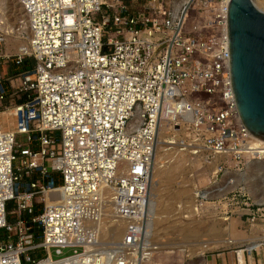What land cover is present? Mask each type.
<instances>
[{
	"label": "built area",
	"instance_id": "built-area-1",
	"mask_svg": "<svg viewBox=\"0 0 264 264\" xmlns=\"http://www.w3.org/2000/svg\"><path fill=\"white\" fill-rule=\"evenodd\" d=\"M16 1L29 20V50L0 52V72L34 65L10 90L0 74V264L152 258V171L165 122L190 121L212 155L236 166L264 162V141L242 122L232 88L231 0H188L177 12L174 0H147L140 10L126 0ZM194 10L201 14L190 25ZM107 191L128 224L121 243L104 246L96 223ZM252 206L248 220H264L263 205ZM52 249L74 253L54 260Z\"/></svg>",
	"mask_w": 264,
	"mask_h": 264
},
{
	"label": "rangeland",
	"instance_id": "rangeland-1",
	"mask_svg": "<svg viewBox=\"0 0 264 264\" xmlns=\"http://www.w3.org/2000/svg\"><path fill=\"white\" fill-rule=\"evenodd\" d=\"M0 1L5 4L6 10L4 8L5 11L3 12L5 13L3 14L4 16L6 14L7 21L10 22L9 24L14 26V28L16 27L17 30L18 28H23L21 30L22 34L17 40L10 38L7 34L3 33L4 31L0 30V33L5 35V43L0 45V52L15 55L18 53L16 47H19L21 44L28 45L29 43L30 29L27 22L28 18L16 0ZM126 1L138 10L143 9L148 2L147 0H138L134 3L133 0ZM184 1L188 0H175L172 3V7H174L176 2V10L179 4H182ZM199 14L201 13H198L197 10H194L190 14V25L196 22ZM20 24H23V26L21 27ZM33 65L34 62L31 59L27 60V65L20 68L13 63H9L0 72L1 79L5 77V80H3L5 86L9 90L11 89L10 80L14 81V85H17L18 74L23 69L32 68ZM182 125V129L186 127L185 132H182L180 123L178 127L171 124L165 126V138H160L157 158L155 157L153 162V173L154 171L157 172L154 173L152 192L159 198L162 212L165 210L166 213L160 212L159 215H161L158 219L159 224L164 226L159 225L157 229L155 228V233L157 232V237L163 245H161V249L155 251L152 258L145 264H264V241L255 250L250 252L247 250L248 246L254 245L262 237L264 238L263 218L260 216L256 222L248 220V215L252 212L249 211L248 207L256 209V206L252 205L262 204L264 208V162L246 159L239 167L231 159L226 158L227 156L222 155L223 157L219 158L216 169H211L214 155L207 152L202 164L194 168L192 165L190 166L189 159H192L194 153L198 152L199 149L191 144L199 137L197 135L196 138L187 136L188 125L186 123ZM188 132L191 133L192 131L189 130ZM51 134L53 135V133ZM23 140L24 137H19L18 139L19 142ZM161 148L164 149L161 151ZM57 183L58 185L62 184V180L58 176ZM183 187L193 190L190 193L196 197L197 202L201 196L206 197L202 203V207L199 205L197 207V209L199 208V212L193 215L184 213L190 203H185L184 200L181 201L176 198L177 192ZM14 207L15 205L10 203L8 210L13 211ZM36 207V214L38 215L43 205L39 202V204H36ZM186 216H189V218H186ZM15 219V215L9 216L10 221H14ZM191 223H194V225L199 224L196 230L201 234L195 236V233H193L192 237L190 236V238L186 239V242H184L185 238H182L178 233L170 237L162 233L164 230H168V227L170 231L176 225H188ZM229 234L231 235V240L236 242L230 247L223 246L205 253L192 254L190 252V245L192 244L199 243L202 240L211 241V239L212 242H221L226 240ZM36 235H40L38 229H36ZM253 238L255 239L254 241ZM238 240L241 241L239 242ZM73 253L74 250L71 249L65 250L63 255H57L54 249L51 250V256L54 260ZM46 256V251L39 253V258Z\"/></svg>",
	"mask_w": 264,
	"mask_h": 264
},
{
	"label": "water",
	"instance_id": "water-1",
	"mask_svg": "<svg viewBox=\"0 0 264 264\" xmlns=\"http://www.w3.org/2000/svg\"><path fill=\"white\" fill-rule=\"evenodd\" d=\"M228 23L238 113L249 132L264 141V13L252 0H231Z\"/></svg>",
	"mask_w": 264,
	"mask_h": 264
},
{
	"label": "bare ground",
	"instance_id": "bare-ground-1",
	"mask_svg": "<svg viewBox=\"0 0 264 264\" xmlns=\"http://www.w3.org/2000/svg\"><path fill=\"white\" fill-rule=\"evenodd\" d=\"M252 1H253L254 5L257 7V9H259L261 12L264 13V0H252ZM186 2L187 1H184L182 4H179V6L176 8L175 11L177 12L180 9V7L184 3H186ZM4 5L5 4H3V2L0 1V30L4 31L3 33L7 34L10 38L17 40V39H19V36L22 34V31L21 30H23V28L22 29H19L18 28V30H17L16 27L14 28V26H12L11 24H9L10 22L7 21L6 14H5V16L3 14V13H5L3 11L6 10V7ZM175 5H176V2H175ZM175 5H174V8H175ZM4 8H5V10H4ZM27 22H28V26H29V20ZM22 26H23V24L21 25V27ZM26 26H27V24H26ZM29 34L31 35V33H29ZM28 41H30V38H29ZM23 50H27V51L29 50V43H28V45L21 44V45H19V47H16V51L17 52H21ZM6 113H11V115H12V112L11 111H8ZM183 123H186V122H181L180 123L181 124V129H182V126H183L182 124ZM167 124L174 125V124L168 123V122L163 123V126H162V128L160 130L159 137H158V142H157V147H156V154H155V157L156 158H157L159 141L161 140L160 138H165L164 130H165V128H166L165 126H167ZM186 124L188 125L187 136H190L191 138H196V133L194 131H192V129H191L190 121H187ZM136 127H137V125L135 124L134 125V128H136ZM181 129H179V130H181ZM185 129H186V127H184L182 129V132H185ZM189 130H191L192 132L191 133L188 132ZM191 145H194L195 148H198L199 149V151L198 152H195L194 155L192 154L193 155V158L192 159L191 158L189 159L190 166L192 165L194 168H197V167H199L202 164L204 157L207 155V154L205 155V153H207L209 151L204 147L203 143L198 138L196 140H194ZM162 149H164V148H161V151H162ZM202 150H204L205 152L202 151ZM213 155H214V160L212 159V162L213 163H212L211 169H216V167L218 165L219 158L220 157H223L225 155H223V154H213ZM155 172H157V171H154V173ZM154 173L152 171L151 212H150L151 219H150V225H149V231H150L149 235H151V243H152L151 245H152V247L154 249L153 250V254L155 253V251L161 249V245H163L162 243H160L161 241H159V239L157 237V235H158L157 232L155 233V228L157 229V227H159V225H162V224H159V220H158L159 219V216L161 215V214L159 215V213L162 212V207L159 204V198H157L153 194V192H152L153 191ZM186 173H188V172L186 171ZM187 188L186 187H183L182 189H180V191L177 192V197L176 198L177 199H180L181 201L184 200L185 203H190V205H189L190 207L188 206V209L184 213H188V214H192L193 215V214L199 212V208L197 209V207H198L199 204L196 201V197L193 196V194L190 193V191H193V190H189ZM112 198H113L112 197V193L110 191H107V193H106V204H105V207L103 209V216H102L101 220L96 223L97 229L100 232L99 241L104 246H106V243L107 242H110V243L112 242V243H115V244L121 243L122 240H123V238H124V235H125V232H126V227H127V224H128V221L126 219L121 218L119 215H117V213L115 211V207L112 204ZM167 198H168V196H167ZM52 200H54V201H52ZM58 200H59V198H58V194L57 193L51 194L50 197H47L46 198V201H47V204L48 205L54 204ZM174 201H175V199H174ZM168 203H169V201H168ZM169 210H167V211H169ZM163 211L165 212V210H163ZM164 212H162V213H164ZM190 217H191V215H190ZM186 218H189V216H186ZM191 219H192V217H191ZM193 221H194V219H193ZM162 226H164V225H162ZM194 226H195V228H194ZM198 226H199V224L198 225L197 224L194 225V223H191V224H188V225L187 224H183V225L181 224V225L174 226L172 229H170V231H169V227H168V230H164L162 233L165 236H168V237L174 235L175 233H178V234H180L182 236V238H185L184 239L185 240L184 242H186V239L190 238V236L192 237V234L193 233H195L194 234L195 236H197V234H201L200 232L198 233L197 230H196V227L198 228ZM171 232H173V233L171 234ZM259 239H261V238H259ZM175 240H177V239H175ZM178 240H180V239H178ZM254 240L255 239L253 238V241ZM263 241H264V238L262 237V239L261 240H258L256 244L248 246V249L247 250L249 252L252 251V250H255L258 246H260L261 242L263 243ZM172 242H175V241H172ZM234 243H236V242H234L233 240H231V235L229 234V237L226 240H223L221 242H212V239H211V241H204V240H202L199 243L192 244V245H190V247H191L190 248V250H191L190 252L192 254H194V253H205L207 251H212V250H214L216 248L218 249L219 247H223V246L230 247ZM167 248H168V246H167ZM134 254H135V252H134ZM150 259H148V261Z\"/></svg>",
	"mask_w": 264,
	"mask_h": 264
},
{
	"label": "crops",
	"instance_id": "crops-1",
	"mask_svg": "<svg viewBox=\"0 0 264 264\" xmlns=\"http://www.w3.org/2000/svg\"><path fill=\"white\" fill-rule=\"evenodd\" d=\"M25 65H27V61H26V64ZM27 68V67H26ZM3 75H4V72H3ZM6 76V75H5ZM1 119H2V121L5 123V121H10V122H12V115H11V113H3L2 115H1ZM7 127L8 128H10V124H8L7 125Z\"/></svg>",
	"mask_w": 264,
	"mask_h": 264
}]
</instances>
